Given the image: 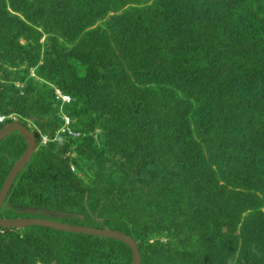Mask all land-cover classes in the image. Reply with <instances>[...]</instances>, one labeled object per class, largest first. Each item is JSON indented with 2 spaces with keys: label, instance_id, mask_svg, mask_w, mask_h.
Returning <instances> with one entry per match:
<instances>
[{
  "label": "trees",
  "instance_id": "trees-1",
  "mask_svg": "<svg viewBox=\"0 0 264 264\" xmlns=\"http://www.w3.org/2000/svg\"><path fill=\"white\" fill-rule=\"evenodd\" d=\"M61 111L82 136L55 140ZM0 116L49 137L1 218L123 232L141 264H264V0H0ZM26 148L0 141V191ZM132 260L0 227V264Z\"/></svg>",
  "mask_w": 264,
  "mask_h": 264
},
{
  "label": "water",
  "instance_id": "water-1",
  "mask_svg": "<svg viewBox=\"0 0 264 264\" xmlns=\"http://www.w3.org/2000/svg\"><path fill=\"white\" fill-rule=\"evenodd\" d=\"M12 132H18L23 137L26 142L27 148L22 157L15 163L3 184V187L0 191V210L5 202V199L15 178L17 177L19 172L29 163V161L31 160V156L37 150V142L34 135L21 123H11L4 129L0 130V141ZM33 226L50 228L67 233L87 234L97 237L114 239L126 244L130 248L133 257L132 264H141V256L136 242L130 236L123 232L111 230L108 228L99 229L88 226L68 225L54 220L42 218L3 219L0 217L1 228L21 229Z\"/></svg>",
  "mask_w": 264,
  "mask_h": 264
},
{
  "label": "built area",
  "instance_id": "built-area-1",
  "mask_svg": "<svg viewBox=\"0 0 264 264\" xmlns=\"http://www.w3.org/2000/svg\"><path fill=\"white\" fill-rule=\"evenodd\" d=\"M55 98L57 101H59L62 105L64 104H69L72 100L68 95L63 94L59 89H56L54 91ZM61 119L64 121V124L62 127L56 132L55 134V140L61 139V137H68V138H77L80 136V133L74 132L70 124L72 123L71 119L66 116L65 113L62 111L60 112ZM5 117L0 116V123L4 122ZM8 119H12L13 122L16 121V117L10 115ZM49 142V137L45 135H41L39 138V145L40 146H45ZM74 156V155H72Z\"/></svg>",
  "mask_w": 264,
  "mask_h": 264
},
{
  "label": "clouds",
  "instance_id": "clouds-1",
  "mask_svg": "<svg viewBox=\"0 0 264 264\" xmlns=\"http://www.w3.org/2000/svg\"><path fill=\"white\" fill-rule=\"evenodd\" d=\"M58 89V88H57ZM60 90V89H59ZM61 91V90H60ZM66 95V94H65ZM69 96V95H68ZM70 97V96H69ZM71 98V97H70ZM72 100V99H71ZM72 102V101H71ZM70 102V103H71ZM69 103V104H70ZM64 105H67V104H64ZM64 113V112H63ZM66 116H68L67 114H66ZM69 117V116H68ZM70 118V117H69ZM71 119V118H70ZM61 121H62V125L64 124V121L61 119ZM72 121V120H71ZM17 123H20V122H17ZM72 124V123H71ZM71 124H70V127H71ZM62 125H61V127H62ZM28 130H30V128L28 127V126H25ZM72 129V128H71ZM35 132H36V130H34ZM74 131V130H73ZM32 132V131H31ZM74 132H77V133H80V136H82L83 134L81 133V132H78V131H74ZM32 134L34 135V133L32 132ZM36 134H37V132H36ZM56 134V133H55ZM38 136H39V138H40V136L41 135H43V134H40V133H38L37 134ZM45 136H48V135H45ZM79 136V137H80ZM35 137V136H34ZM79 137H77V138H79ZM68 138V137H67ZM35 139H36V142H37V138L35 137ZM72 139H76V138H72ZM38 146H39V142H37V148H38ZM72 157H74V156H72ZM74 170V169H73Z\"/></svg>",
  "mask_w": 264,
  "mask_h": 264
},
{
  "label": "rangeland",
  "instance_id": "rangeland-1",
  "mask_svg": "<svg viewBox=\"0 0 264 264\" xmlns=\"http://www.w3.org/2000/svg\"><path fill=\"white\" fill-rule=\"evenodd\" d=\"M28 127L30 128V132L32 131L34 133V136L37 138V142H39V136L35 133V131L32 129V126L28 125ZM45 219V218H42Z\"/></svg>",
  "mask_w": 264,
  "mask_h": 264
}]
</instances>
